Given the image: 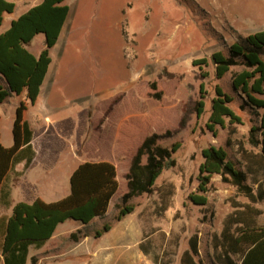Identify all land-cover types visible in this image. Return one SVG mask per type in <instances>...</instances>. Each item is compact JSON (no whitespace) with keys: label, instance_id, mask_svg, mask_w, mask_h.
<instances>
[{"label":"rangeland","instance_id":"obj_1","mask_svg":"<svg viewBox=\"0 0 264 264\" xmlns=\"http://www.w3.org/2000/svg\"><path fill=\"white\" fill-rule=\"evenodd\" d=\"M10 1L19 11L20 0ZM69 5L71 16L51 52L48 82L37 106L26 114L36 133L38 159L31 169L18 167L28 176L24 180L12 174L9 188H17L20 199L31 200L48 190L49 181H57L50 198H41L61 200L70 192V176L78 165L111 162L119 191L107 216L85 228L66 222L57 241L73 247L88 236L94 264H181L197 237V261L220 264L214 237L237 211V203L249 201L217 175L209 185L207 205L197 206L189 197L198 194L202 151L223 147L245 169L242 150L258 151L248 138L250 128L260 122L240 111L238 100L232 108L244 124L236 126L235 134L220 127L215 133L207 129L216 87L233 92L232 74L241 71L235 68L217 80L211 57L264 30V0H74ZM42 48L43 37H38L30 50L37 54ZM202 59L208 60L207 66H194ZM202 96L205 108L199 117L196 107ZM25 100L24 95L12 96L0 105L1 143L6 148L14 144L16 109ZM152 134L161 136L164 147L181 144L177 166L162 173L154 194L124 204L132 158ZM126 207L132 213L118 220ZM255 207L262 211L258 222L264 224V204ZM10 209L0 205V217ZM105 226L111 229L107 233Z\"/></svg>","mask_w":264,"mask_h":264},{"label":"trees","instance_id":"obj_2","mask_svg":"<svg viewBox=\"0 0 264 264\" xmlns=\"http://www.w3.org/2000/svg\"><path fill=\"white\" fill-rule=\"evenodd\" d=\"M66 1L44 0L13 21L10 29L0 35V105L12 96L25 95L27 102H21L16 109L12 147L2 145L0 130V205L6 208L12 206L8 186L11 175H24V172H16L15 168L25 163V170L29 169L36 157L32 145L34 131L25 114L29 104L34 106L37 103L52 65L51 51L57 46L70 15V7L64 5ZM14 11V3L0 0V27L4 15ZM38 35H44L45 48L39 57H35L27 46ZM211 61L217 80H222L235 68H241V71L232 74L233 92L226 93L220 86L216 87L207 129L215 133L220 127L228 129L231 135L235 134L236 126L244 124L232 108L239 100L240 111H248L259 118L260 124L250 128L248 138L249 144L258 151L242 150L246 163L243 169L229 158L225 148L210 146L204 149L198 194L190 195L189 199L197 206L207 205L206 194L216 175L234 187L237 194L249 203H237V211L226 218L222 233L214 237L216 259L220 264H264V224L258 222L262 211L255 207L256 204H264V30L240 38L227 52L214 53ZM198 64L207 66L208 60L194 62V66ZM151 89H157L156 83L151 85ZM204 99L202 96L197 103L199 117L204 113ZM160 140L158 134L148 136L132 158L126 176L128 192L122 197L124 204L133 198L154 194L162 173L177 166L176 155L181 144L164 147ZM118 191V172L114 164L85 162L71 175L67 197L53 203L38 198L30 204H15L9 217H0V264H28L30 248H42L52 239L57 228L67 221L87 227L96 219L105 218ZM117 207L120 208L119 205ZM132 210L122 208L118 220ZM110 230L105 226L103 232ZM97 236H102V233H97ZM77 237L72 235L74 239ZM198 257V238L194 237L190 241V250L182 256L181 264H201ZM30 260L31 264H38L37 257Z\"/></svg>","mask_w":264,"mask_h":264},{"label":"crops","instance_id":"obj_3","mask_svg":"<svg viewBox=\"0 0 264 264\" xmlns=\"http://www.w3.org/2000/svg\"><path fill=\"white\" fill-rule=\"evenodd\" d=\"M9 2H12L13 1H10L8 0ZM44 0H32L31 2H27V0H20V5L21 8L20 10L18 11V6L17 4H15V11L14 13L12 14H5L4 15V22H3V25L0 27V35L5 33L7 30L10 29L11 25H12V22L17 20L20 16H22L23 14L27 13L30 9L40 5ZM72 1L74 0H68L64 3V5H68L70 7V15L68 17V20L71 16V5H69ZM7 17H9L10 19L7 20ZM67 20V22H68ZM66 22V24H67ZM65 24V26H66ZM65 26H64V29L62 31V34L65 30ZM62 34L60 36V40L62 38ZM38 37H43V42H44V48H45V37L44 35H38L36 38H34V40L27 46V49L31 52L30 50V47L32 45L33 42H35L37 40ZM59 40V42H60ZM58 42V44H59ZM57 44V45H58ZM44 48L40 49L39 52L36 54L32 53L35 57H39L40 54L42 53V51L44 50ZM52 52V51H51ZM52 63H53V60H52ZM51 68H52V65L50 66V69H49V72H48V75L46 77V80L44 82V85H43V88H42V92H41V95L37 101V103L32 106V105H28V111H29V107H35L37 106L42 94H43V90H44V87L46 86L47 82H48V79H49V75H50V72H51ZM25 96V95H24ZM26 99V97H25ZM26 102V100H25ZM27 103V102H26ZM27 111V112H28ZM26 112V114H27ZM26 114H25V119L27 120L26 118ZM1 117V116H0ZM28 121V120H27ZM29 122V121H28ZM31 128L33 129L31 123L29 122ZM34 131V129H33ZM35 137H36V133L34 131V139L32 141V145H33V150L35 151L36 153V157L31 165V168H33V166L36 164L37 162V159H38V150L35 146ZM85 163V162H84ZM111 163V162H110ZM83 164V163H82ZM79 166V165H78ZM18 167H22L25 169V163H21L19 164L15 170L16 172H24L23 170H19ZM78 168V167H77ZM76 170V169H75ZM74 170V171H75ZM29 171V170H28ZM73 171V172H74ZM73 174V173H72ZM71 174V175H72ZM28 176V173H24V175L22 177H24V180L25 178H27ZM71 178V176H70ZM25 182V181H24ZM34 184V188L36 187L37 188V184L36 183H33ZM36 185V186H35ZM58 182L57 181H49V185L48 186V190L45 191V193L41 194V195H38L36 196V198H32L31 200H26L24 198L20 199V195L19 193L17 192V188L15 187H12L11 189V200H12V206H11V209H10V212L7 213L6 215L9 217L11 214H12V208L15 204L19 203V202H25V203H33L36 199H41L43 200L41 197H49L51 195L50 192L56 190V187L58 188ZM30 193H33V191L31 190ZM70 194L67 193V195L65 197H67L68 195ZM64 197V198H65ZM50 198V197H49ZM63 199V198H62ZM44 201V200H43ZM59 200H56V201H50V202H46V203H53V202H57ZM113 204V201L111 203V205ZM110 205V206H111ZM9 210V209H8ZM96 221V220H95ZM68 222V221H67ZM77 223V222H76ZM65 224V223H64ZM80 224V223H79ZM63 225V224H62ZM60 225L57 230H56V233L54 234V236L52 237V239H50L42 248L40 249H35L34 247H31L30 248V259L31 257H37L38 258V264H79L80 261L82 260H85L86 261V264H94L95 263V252H94V249L93 247L91 246L92 243H90L89 241V237L86 236L83 240H80L79 242H77L73 247H71L67 242H64V241H57V237H58V230L59 228L62 226ZM80 226L82 227H86L82 224H80ZM91 244V245H90ZM29 259L28 261V264H31V260Z\"/></svg>","mask_w":264,"mask_h":264}]
</instances>
